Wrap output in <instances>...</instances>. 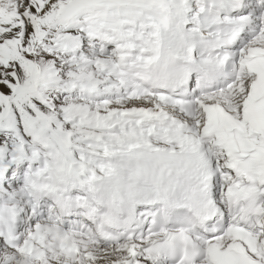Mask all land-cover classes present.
I'll return each mask as SVG.
<instances>
[{
  "label": "snow or ice",
  "instance_id": "snow-or-ice-1",
  "mask_svg": "<svg viewBox=\"0 0 264 264\" xmlns=\"http://www.w3.org/2000/svg\"><path fill=\"white\" fill-rule=\"evenodd\" d=\"M0 264H264V0H0Z\"/></svg>",
  "mask_w": 264,
  "mask_h": 264
}]
</instances>
